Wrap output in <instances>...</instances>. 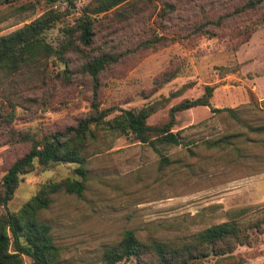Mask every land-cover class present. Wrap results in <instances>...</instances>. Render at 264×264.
Returning <instances> with one entry per match:
<instances>
[{"label": "rangeland", "instance_id": "obj_1", "mask_svg": "<svg viewBox=\"0 0 264 264\" xmlns=\"http://www.w3.org/2000/svg\"><path fill=\"white\" fill-rule=\"evenodd\" d=\"M0 1V35L33 20L47 7L41 0ZM244 1L196 0V4L221 16ZM87 2L76 0V8L67 11L66 2L54 4L64 16L46 31L47 39L54 42L58 28L73 23ZM263 10L261 3L251 17L239 16L229 22L230 27L252 29L243 43L233 45L227 32L198 36L194 45L177 41L142 53L128 62L125 67L135 61L121 75L107 80L102 106H152L147 119L150 124L165 119L173 104L200 96L205 85L214 87L210 106L231 107L234 115L206 106L178 111L172 130L179 133L180 144L160 145L158 150L130 134L97 130L84 151L87 181L83 193L57 192L41 215L51 226L65 264H106L101 259L102 247L118 241L128 229L140 237L182 241L211 224L229 220L228 211L242 206L250 208L235 220L240 224L260 220L263 232L257 234L252 246H238L235 252L243 257L240 264L264 262V132L249 128L264 124ZM124 40L128 45L135 41L130 35ZM165 70H175L176 75L157 87L154 79ZM86 110L88 97L79 96L59 103L57 109L43 110L31 121L15 123L32 130L41 125L61 128ZM230 133L240 134L235 147L205 144ZM247 138L252 141L245 142ZM4 148L0 146V168ZM74 167L36 164L34 171L23 176L7 209L18 210L44 182L74 176ZM24 260L30 262L27 257ZM207 262L213 264L212 259Z\"/></svg>", "mask_w": 264, "mask_h": 264}, {"label": "trees", "instance_id": "obj_2", "mask_svg": "<svg viewBox=\"0 0 264 264\" xmlns=\"http://www.w3.org/2000/svg\"><path fill=\"white\" fill-rule=\"evenodd\" d=\"M41 1L47 7L40 15L0 35V146H5L0 168V264H65L51 226L41 215L57 192L77 196L83 193L87 181L84 151L97 130L130 134L134 140L158 150L160 145L180 144L179 133L172 130L178 111L206 106L234 115L231 107L210 106L214 90L211 85H205L200 96L170 106L166 118L153 124L147 122L152 106L103 107L102 95L107 80L121 75L135 61L125 67L128 62L144 52L177 41L194 45L198 36L215 37L226 32L233 45L247 41L252 29L235 24L230 27L229 22L239 16L251 17L264 3L245 0L233 11L214 16L196 0H88L73 23L58 28L52 42L46 31L64 16L53 5L64 1L67 11L76 8V0ZM260 17L264 25V10ZM126 35L135 41L128 45ZM175 75V70H165L154 81L159 87ZM79 96L88 97V110L78 114L70 125L53 129L41 125L32 130L15 123L31 121L43 110L57 109L59 103ZM249 128L264 132V124ZM238 137L240 134H225L205 144L235 147ZM60 163L74 164L75 177L44 182L18 210L7 209L23 176L34 171L36 164L47 167ZM249 208L230 209L229 220L211 224L182 241L140 237L132 229L125 230L118 241L102 247L101 259L106 264H208L209 259L213 264H240L243 257L235 252L237 247L252 246L257 234L263 232L260 220L246 224L235 220Z\"/></svg>", "mask_w": 264, "mask_h": 264}]
</instances>
